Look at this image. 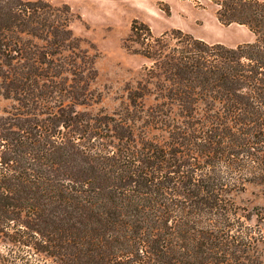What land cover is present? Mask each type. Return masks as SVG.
Wrapping results in <instances>:
<instances>
[{"label": "trees", "instance_id": "16d2710c", "mask_svg": "<svg viewBox=\"0 0 264 264\" xmlns=\"http://www.w3.org/2000/svg\"><path fill=\"white\" fill-rule=\"evenodd\" d=\"M217 3L255 38L133 19L127 40L149 64L108 113L88 109L96 54L69 6L0 0L3 264L22 246L49 264L262 263L264 204L235 195L253 184L264 197V1Z\"/></svg>", "mask_w": 264, "mask_h": 264}, {"label": "rangeland", "instance_id": "374dc122", "mask_svg": "<svg viewBox=\"0 0 264 264\" xmlns=\"http://www.w3.org/2000/svg\"><path fill=\"white\" fill-rule=\"evenodd\" d=\"M45 1L56 6H69L73 33L82 39L84 46L96 54L98 75L93 87L100 94V99L88 107L91 111H119L127 103L128 86L136 83L143 67L149 64L147 58L138 52L140 44L127 40L133 19L148 24L153 34L180 28L195 37L209 42H222L228 46H236L255 38L246 24H224L218 20V0ZM4 103L1 102L0 107ZM235 199L249 209L254 205L264 204L260 187L253 184L236 193ZM255 223L257 221L254 215L249 224ZM259 225L264 233V222ZM25 247L13 248L16 264H49L34 248L24 249ZM7 252L9 251L0 241V257ZM259 253L261 264H264V240L259 244Z\"/></svg>", "mask_w": 264, "mask_h": 264}]
</instances>
